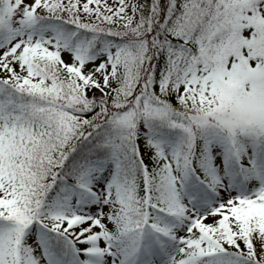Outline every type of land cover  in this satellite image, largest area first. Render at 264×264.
Instances as JSON below:
<instances>
[{"label": "snow or ice", "instance_id": "1", "mask_svg": "<svg viewBox=\"0 0 264 264\" xmlns=\"http://www.w3.org/2000/svg\"><path fill=\"white\" fill-rule=\"evenodd\" d=\"M0 264H264V0H0Z\"/></svg>", "mask_w": 264, "mask_h": 264}]
</instances>
